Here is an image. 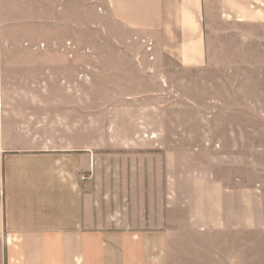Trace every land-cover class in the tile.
Listing matches in <instances>:
<instances>
[{
    "label": "crops",
    "instance_id": "1",
    "mask_svg": "<svg viewBox=\"0 0 264 264\" xmlns=\"http://www.w3.org/2000/svg\"><path fill=\"white\" fill-rule=\"evenodd\" d=\"M197 72L262 98L264 0H0V264H192L167 152L103 140L85 86ZM119 89L105 116L144 131Z\"/></svg>",
    "mask_w": 264,
    "mask_h": 264
},
{
    "label": "rangeland",
    "instance_id": "2",
    "mask_svg": "<svg viewBox=\"0 0 264 264\" xmlns=\"http://www.w3.org/2000/svg\"><path fill=\"white\" fill-rule=\"evenodd\" d=\"M184 75L163 88L89 82L87 112L102 110L103 140L138 141L134 151L150 156L173 152L165 163L182 195L178 234L193 241L183 246L193 249L192 264H264V94L241 101L234 87L207 86L204 72ZM116 89L134 98L133 124L144 131L127 133V117L105 116Z\"/></svg>",
    "mask_w": 264,
    "mask_h": 264
}]
</instances>
